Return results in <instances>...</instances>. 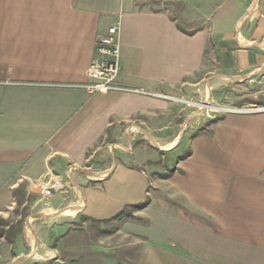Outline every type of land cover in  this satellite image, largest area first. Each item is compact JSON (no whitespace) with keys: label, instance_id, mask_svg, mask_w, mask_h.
<instances>
[{"label":"crops","instance_id":"0c3cea01","mask_svg":"<svg viewBox=\"0 0 264 264\" xmlns=\"http://www.w3.org/2000/svg\"><path fill=\"white\" fill-rule=\"evenodd\" d=\"M118 22L117 84L143 93L90 95ZM263 67L264 0H0V264H84L80 220L129 209L149 220L137 264H264V111L207 126L175 101ZM177 130L189 152L154 179L138 132L176 146ZM111 134L121 159L100 162ZM50 179L62 188L45 198Z\"/></svg>","mask_w":264,"mask_h":264},{"label":"rangeland","instance_id":"374dc122","mask_svg":"<svg viewBox=\"0 0 264 264\" xmlns=\"http://www.w3.org/2000/svg\"><path fill=\"white\" fill-rule=\"evenodd\" d=\"M180 10H182L180 5L172 8L175 16L179 14ZM257 72V75L249 78L241 76L237 80L222 79L221 87L206 88V96L203 98L195 100L175 99V101H177L179 108L189 110L191 114L193 113L192 116L195 114V119L205 118L208 123L232 111H264V67ZM178 120V122H182L181 117ZM149 133L138 132L141 139L137 141L135 146L137 152L142 153V169L147 172L153 171L150 175L154 179L164 180L171 175L177 161L185 156L189 150L185 147L186 145L180 147L182 142L181 130L171 132L173 135H180V138L177 146L169 151L163 150L165 146H161L160 142L154 140ZM165 133L157 132L158 138L160 134L165 135ZM121 134L124 135L125 132L122 131ZM108 138L107 142L100 146L99 155L96 158L99 157L100 162L109 161L112 164L114 160L121 159L119 154L121 150L116 146L118 138H114L113 134ZM126 149L128 150V148ZM128 155L131 156L132 153ZM134 213L133 210L129 209L122 219L107 222L80 220L78 230L82 234L78 237L79 262L84 264H137L140 238L134 234V227L138 225L143 226V229L146 227L148 229L149 220L145 217H134ZM15 231H18V227H15ZM49 264L59 263L51 262Z\"/></svg>","mask_w":264,"mask_h":264},{"label":"built area","instance_id":"2783aa9c","mask_svg":"<svg viewBox=\"0 0 264 264\" xmlns=\"http://www.w3.org/2000/svg\"><path fill=\"white\" fill-rule=\"evenodd\" d=\"M120 34L121 24L120 22H118L117 24L109 27L107 33L101 36L98 40L96 56L87 70V76L90 82L82 86L90 95L107 92L143 93V91L131 90L128 88L121 87L117 84L121 69ZM257 111L260 110H248L242 112ZM61 188V181L57 179H50L39 186V193L43 197L49 198L53 195L55 191L60 190Z\"/></svg>","mask_w":264,"mask_h":264},{"label":"trees","instance_id":"16d2710c","mask_svg":"<svg viewBox=\"0 0 264 264\" xmlns=\"http://www.w3.org/2000/svg\"><path fill=\"white\" fill-rule=\"evenodd\" d=\"M181 30L184 31V29H182V28H181ZM216 121H217V119H216V120H212V121H210L207 125H210V124H212V123H215ZM145 204H146V203H145ZM141 207H144V204H142V205H140V206H134V207L132 206L131 208H132V209H138V208H141ZM126 211H127V210H124V211L121 213V215L115 217V218L112 219V220L122 219V216L125 215ZM84 219H85V218H84ZM110 221H111V220H110Z\"/></svg>","mask_w":264,"mask_h":264},{"label":"bare ground","instance_id":"6f19581e","mask_svg":"<svg viewBox=\"0 0 264 264\" xmlns=\"http://www.w3.org/2000/svg\"><path fill=\"white\" fill-rule=\"evenodd\" d=\"M209 105V104H208ZM204 108H206L205 107V105H204ZM177 146V145H176ZM174 148V145H169V146H165V148H163V150H166V151H169V150H172Z\"/></svg>","mask_w":264,"mask_h":264}]
</instances>
